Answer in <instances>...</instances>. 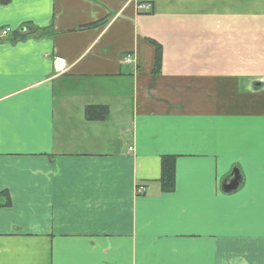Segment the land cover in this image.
<instances>
[{
    "label": "crops",
    "instance_id": "1",
    "mask_svg": "<svg viewBox=\"0 0 264 264\" xmlns=\"http://www.w3.org/2000/svg\"><path fill=\"white\" fill-rule=\"evenodd\" d=\"M24 26L0 39V264H264V0H0Z\"/></svg>",
    "mask_w": 264,
    "mask_h": 264
},
{
    "label": "trees",
    "instance_id": "2",
    "mask_svg": "<svg viewBox=\"0 0 264 264\" xmlns=\"http://www.w3.org/2000/svg\"><path fill=\"white\" fill-rule=\"evenodd\" d=\"M29 26H24V28L9 32L7 37L12 38V42L21 41L23 35L28 34ZM6 28L1 29L4 30ZM31 32H39V30L31 29ZM10 34V35H9ZM9 35V36H8ZM6 39V38H5ZM160 69V48L156 46V55L154 61V72L158 73ZM108 115V110L106 107H86L84 110V118L87 121H104ZM174 160L175 157H163L161 159V175H160V191L161 192H171L174 187Z\"/></svg>",
    "mask_w": 264,
    "mask_h": 264
},
{
    "label": "built area",
    "instance_id": "3",
    "mask_svg": "<svg viewBox=\"0 0 264 264\" xmlns=\"http://www.w3.org/2000/svg\"><path fill=\"white\" fill-rule=\"evenodd\" d=\"M140 10H143L144 12H149L151 7L149 5H142L139 7ZM10 32L9 29H4L0 32V36L1 37H5L7 36V34ZM122 64H131L134 62L132 56L130 55H126L122 58L121 60ZM67 64L64 60L56 58L53 60L52 62V70L55 76H60L63 75L66 71H67ZM129 150L131 151L132 149L129 148ZM139 192V190H138Z\"/></svg>",
    "mask_w": 264,
    "mask_h": 264
},
{
    "label": "water",
    "instance_id": "4",
    "mask_svg": "<svg viewBox=\"0 0 264 264\" xmlns=\"http://www.w3.org/2000/svg\"><path fill=\"white\" fill-rule=\"evenodd\" d=\"M242 183V177L237 169H233L231 174L221 183V190L230 193L237 190Z\"/></svg>",
    "mask_w": 264,
    "mask_h": 264
},
{
    "label": "bare ground",
    "instance_id": "5",
    "mask_svg": "<svg viewBox=\"0 0 264 264\" xmlns=\"http://www.w3.org/2000/svg\"><path fill=\"white\" fill-rule=\"evenodd\" d=\"M131 56V55H130Z\"/></svg>",
    "mask_w": 264,
    "mask_h": 264
}]
</instances>
